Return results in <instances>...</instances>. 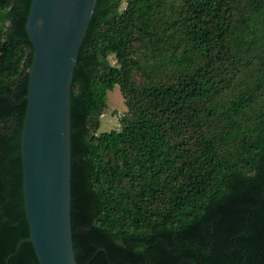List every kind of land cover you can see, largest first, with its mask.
I'll return each instance as SVG.
<instances>
[{
  "label": "trees",
  "instance_id": "1",
  "mask_svg": "<svg viewBox=\"0 0 264 264\" xmlns=\"http://www.w3.org/2000/svg\"><path fill=\"white\" fill-rule=\"evenodd\" d=\"M32 1L0 0V264H41L22 160ZM117 85L119 128L100 131ZM71 111L78 264H264V0H98Z\"/></svg>",
  "mask_w": 264,
  "mask_h": 264
},
{
  "label": "water",
  "instance_id": "2",
  "mask_svg": "<svg viewBox=\"0 0 264 264\" xmlns=\"http://www.w3.org/2000/svg\"><path fill=\"white\" fill-rule=\"evenodd\" d=\"M98 0H33L34 47L22 135L29 241L41 264H78L72 231L71 90Z\"/></svg>",
  "mask_w": 264,
  "mask_h": 264
},
{
  "label": "rangeland",
  "instance_id": "3",
  "mask_svg": "<svg viewBox=\"0 0 264 264\" xmlns=\"http://www.w3.org/2000/svg\"><path fill=\"white\" fill-rule=\"evenodd\" d=\"M114 62V58L111 57ZM126 109L124 97L121 93L119 85H117L108 94V108L104 111V116L101 119L100 131H110L119 128V118Z\"/></svg>",
  "mask_w": 264,
  "mask_h": 264
}]
</instances>
